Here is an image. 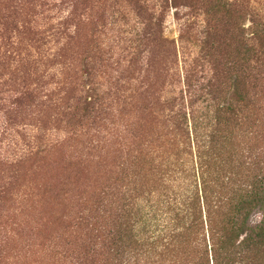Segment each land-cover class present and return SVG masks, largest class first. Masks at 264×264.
I'll list each match as a JSON object with an SVG mask.
<instances>
[{"label": "trees", "instance_id": "obj_1", "mask_svg": "<svg viewBox=\"0 0 264 264\" xmlns=\"http://www.w3.org/2000/svg\"><path fill=\"white\" fill-rule=\"evenodd\" d=\"M185 1L200 60L234 88L228 106L209 98L204 118L164 96L179 51L150 23L139 52L121 47L105 0H0V138L35 132L19 154L0 146V220L39 207L43 230L67 224L41 264H264V26L245 35L229 23L222 42L201 18L216 6ZM54 156L60 175L39 186L31 172Z\"/></svg>", "mask_w": 264, "mask_h": 264}, {"label": "rangeland", "instance_id": "obj_2", "mask_svg": "<svg viewBox=\"0 0 264 264\" xmlns=\"http://www.w3.org/2000/svg\"><path fill=\"white\" fill-rule=\"evenodd\" d=\"M105 1L109 5V14L120 18V25L116 28H119L116 34L120 40L121 47L129 49L130 46L139 45V52L147 48L149 42L143 40L144 28L147 23H150L154 31L158 30L161 33H158L157 36L162 35L164 40L171 39L176 41L179 55L175 68L179 72V77H177V81L174 84H171L170 79L168 80L170 84L167 85L164 91L166 99L183 97L186 106L185 110L187 108V100L193 101L197 105V111H195V107H190L189 111L195 115H199L200 118H204L207 113L206 106L209 104V98L213 99L212 102L215 106L216 104L228 106L234 90L232 81L230 82V75H227V77L221 75L213 79L209 64L205 60H200L201 43L197 41L196 31L188 33L183 29L182 25V23L189 20L190 12L186 9H177L176 7L187 4L185 0H176V6L171 5V0H141L142 3H145L143 6L144 10H140L137 7V0ZM200 2L202 10L204 4H206V9H208L210 2L216 6L218 10L217 14H214L213 17H204V15H201V18H207L208 20L213 18L214 24L217 25L218 31L222 35V42L225 37L231 34V30L228 27L229 23H237L236 30L245 35L252 33L254 28L257 29L258 27L262 28L264 26V0H196L194 5ZM198 5L196 13H203L198 9ZM228 8H231L232 11L226 12ZM166 48V46L163 47L164 50ZM128 53L129 51H125L122 57L127 56ZM208 57L210 58L211 55ZM228 60L229 58L227 57L225 61L228 62ZM218 67L219 71L227 68L228 65L222 62L221 66L218 65ZM119 75H122L123 80L128 77V73L124 72L123 68L119 70ZM185 80L190 81V89L188 86H184ZM214 82L215 85L211 86ZM124 92L125 95H129L132 91L125 89ZM187 128L190 132H193L195 129L193 120L190 119V122L187 120ZM13 134L14 136L11 141L0 138L2 151L12 156L19 154L24 148H28L27 144L29 142L31 143L30 135L35 134V132L17 130ZM56 158L54 156L38 168L36 167L32 170L31 178L39 186H41V182L46 183L43 178L49 180V173L51 175H56L57 173L60 175V171L57 169L59 167L55 163ZM51 168L53 169L44 175V171L46 169L50 170ZM111 168L112 166L108 170H111ZM141 182L142 180L138 184H141ZM149 186L144 185V190L147 189L149 191ZM113 192L115 190H109V193H111L109 195V203L115 200L113 197L115 193L113 194ZM139 193H143L141 189ZM143 196L146 197L144 193ZM142 200L147 202V197ZM66 208L61 205L58 210L67 212ZM39 218V207H30L27 209H19L15 214L11 213L8 218L3 217L0 220V240L4 238L6 244V248L0 251V264H41L42 261H46L41 252L42 246L48 244L50 242L49 239L54 238L50 234L59 229L63 230L67 224L60 220V222L53 225L52 229L43 230L44 226L42 225V221L40 222L41 218ZM168 220L169 216L163 213V217H160L159 222L161 225L167 224ZM14 222L17 223L14 224ZM64 239H66L65 236ZM27 242L36 244V248L32 251L25 249Z\"/></svg>", "mask_w": 264, "mask_h": 264}]
</instances>
